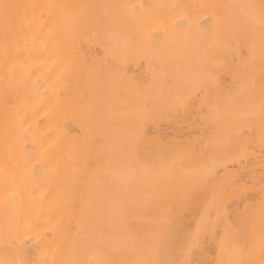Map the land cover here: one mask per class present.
<instances>
[{"label": "bare ground", "instance_id": "obj_1", "mask_svg": "<svg viewBox=\"0 0 264 264\" xmlns=\"http://www.w3.org/2000/svg\"><path fill=\"white\" fill-rule=\"evenodd\" d=\"M262 16L0 0V260L264 264Z\"/></svg>", "mask_w": 264, "mask_h": 264}, {"label": "snow or ice", "instance_id": "obj_2", "mask_svg": "<svg viewBox=\"0 0 264 264\" xmlns=\"http://www.w3.org/2000/svg\"><path fill=\"white\" fill-rule=\"evenodd\" d=\"M4 7L7 8V5H4ZM261 25L264 27V16H262ZM0 264H6V262L0 260ZM87 264H108V262L102 259H97L95 261H88Z\"/></svg>", "mask_w": 264, "mask_h": 264}]
</instances>
